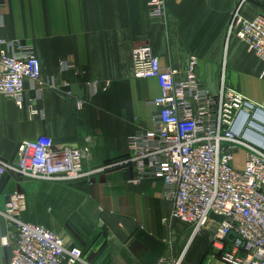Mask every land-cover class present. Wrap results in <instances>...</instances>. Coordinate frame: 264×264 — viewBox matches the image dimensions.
Wrapping results in <instances>:
<instances>
[{
	"label": "crops",
	"instance_id": "obj_1",
	"mask_svg": "<svg viewBox=\"0 0 264 264\" xmlns=\"http://www.w3.org/2000/svg\"><path fill=\"white\" fill-rule=\"evenodd\" d=\"M155 1L0 0V35L35 52L45 84L37 95L27 81L22 108L0 94V160L10 166L0 178V211L10 193L25 192L27 210L37 202L50 211L48 228L82 249L79 264H153L179 256L182 264H225L211 256L208 234L193 236L189 224L165 221L173 202L161 178L137 182L133 166L118 164L128 155V137L154 130L159 112L153 103L159 83L134 76L131 52L149 44L162 66L177 70L178 82L196 78L199 90L213 96L222 86L233 88L258 106H264V61L229 35L240 0H167L165 15L153 17ZM242 13L253 18L264 6L248 1ZM40 135L84 149L86 169L107 168L68 182L22 174L15 169L19 144ZM241 150L238 169L247 157L241 147L234 161ZM27 210L22 218L40 223ZM3 236L13 242L15 230L0 214V264H9L12 247L2 245Z\"/></svg>",
	"mask_w": 264,
	"mask_h": 264
},
{
	"label": "built area",
	"instance_id": "obj_2",
	"mask_svg": "<svg viewBox=\"0 0 264 264\" xmlns=\"http://www.w3.org/2000/svg\"><path fill=\"white\" fill-rule=\"evenodd\" d=\"M248 1L264 6V0H240L234 11L229 35L246 42L264 61V14L247 18L242 13ZM167 0H156L151 16L163 17ZM134 76L155 78L161 94L156 128L128 137V155L120 165H131L139 182L155 175L164 183V196L172 200L170 218L192 228L193 236L208 234L210 254L225 264H264V147L235 131L248 102L239 91L222 86L213 96L199 90L196 78L176 80L177 70L164 67L154 48L137 44L132 48ZM197 63L192 59L191 69ZM65 63L63 67L71 68ZM40 60L20 42L0 35V94L24 104L27 81L37 95L45 86ZM247 151L242 169L234 166L238 148ZM85 150L56 143L47 135L20 142L16 170L49 181L88 178L107 168H85ZM114 166V164H112ZM10 166L0 160V178ZM27 195L16 190L8 195L3 211L15 230V240L1 238L12 247L9 264H79L83 251L68 247L59 233L40 223L27 222ZM212 214L222 216L216 220ZM183 256L164 257L153 264H182ZM123 264V263H119Z\"/></svg>",
	"mask_w": 264,
	"mask_h": 264
},
{
	"label": "water",
	"instance_id": "obj_3",
	"mask_svg": "<svg viewBox=\"0 0 264 264\" xmlns=\"http://www.w3.org/2000/svg\"><path fill=\"white\" fill-rule=\"evenodd\" d=\"M235 131L258 146L264 147V106L248 102V109H244L241 119L235 126ZM216 220L222 216L212 214Z\"/></svg>",
	"mask_w": 264,
	"mask_h": 264
},
{
	"label": "rangeland",
	"instance_id": "obj_4",
	"mask_svg": "<svg viewBox=\"0 0 264 264\" xmlns=\"http://www.w3.org/2000/svg\"><path fill=\"white\" fill-rule=\"evenodd\" d=\"M229 48V46H228ZM244 157H245V153L244 151H239L235 154V161H234V166L236 168L240 167L242 164H243V161H244ZM36 197H32L31 200L33 201ZM28 202H29V199H28ZM29 205V204H28ZM46 210H42V208L39 207L38 203H32L30 205V208H28L27 210V214L30 215V217L32 218V220L34 221H38L40 223H43L44 225H46L47 227H49V224L46 223V221H48L49 219V222H50V217L48 214H50L48 212V214L45 212Z\"/></svg>",
	"mask_w": 264,
	"mask_h": 264
},
{
	"label": "trees",
	"instance_id": "obj_5",
	"mask_svg": "<svg viewBox=\"0 0 264 264\" xmlns=\"http://www.w3.org/2000/svg\"><path fill=\"white\" fill-rule=\"evenodd\" d=\"M260 5V4H259ZM261 6H263V5H261Z\"/></svg>",
	"mask_w": 264,
	"mask_h": 264
}]
</instances>
